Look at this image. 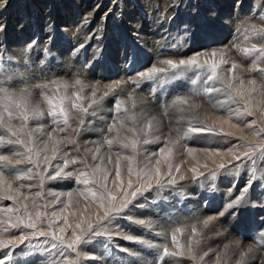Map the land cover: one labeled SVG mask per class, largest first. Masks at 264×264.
I'll use <instances>...</instances> for the list:
<instances>
[{
	"label": "snow or ice",
	"instance_id": "snow-or-ice-1",
	"mask_svg": "<svg viewBox=\"0 0 264 264\" xmlns=\"http://www.w3.org/2000/svg\"><path fill=\"white\" fill-rule=\"evenodd\" d=\"M254 39L264 40V28L252 25L241 34L242 43L247 44ZM237 50L249 60L250 69L259 74L261 83L255 77L245 80L237 72L240 66L217 50L178 61L165 60L163 67L153 66L140 76L154 82L153 90L156 87L167 90V86L174 82H180L178 86H188V94L177 96L172 102L178 117L176 123L187 120L184 130L173 129L177 133L175 139L170 133L164 136L160 131L161 120L155 115L134 111L137 107L134 97H128L133 111L129 110L124 99L118 98L108 109L113 112L112 118L99 129L104 134L100 140L91 142V147L85 148L84 155L79 154V135L90 130L92 121L89 118L97 116L104 98L115 92V86L98 95L101 92L98 84H87L80 78L68 81L45 77L39 82H30L31 78L19 70L11 57L0 60V249H7L0 255V264H84L89 259L85 255L87 247L93 242L96 247L104 248L105 254L112 255L111 264H143L142 261H129L127 257L114 253L111 245L113 233L109 226L118 218L131 220L129 207L134 210L142 203L139 198L146 199L145 194L153 187L161 191L177 182L174 173L180 172V166L177 163L173 167L171 160L179 141L185 142L184 148L195 159L193 154L197 151L207 153L209 158L220 153L217 149L189 147L188 141L194 134L233 137L234 133L224 130V125H229L231 128H250L253 137L264 138V128L254 127L257 121L246 119L257 114L264 119V47L252 44L251 47L237 46ZM228 64L230 67H225ZM197 97H202L210 107L221 113L218 121L207 123L200 119L203 105L197 102ZM165 115H168L167 109ZM45 120L47 123H43ZM161 140L164 141L163 146L153 150L151 156L137 161L143 145L160 143ZM69 144L75 146L73 151L78 153L77 156L72 157L66 150ZM227 153L240 161L229 168V172L237 177L244 164H248L240 194L227 205L228 208H238L254 181L260 180L257 189L264 188V168L258 170L256 164L257 159L264 162V143H236L227 149ZM88 154H91L90 160ZM152 156L157 158L153 160ZM122 160L127 161L129 179L126 185L121 178ZM161 161L167 167L166 173L162 172ZM113 163L114 171L107 167ZM70 165L76 167L65 171ZM204 167L207 168V164ZM217 167L223 171L227 165L219 163ZM191 171L195 178L204 175L196 168ZM219 174L212 171L210 178L215 181ZM73 176L77 185L84 186L77 188V194L87 199V204L81 206L71 191H45L49 181ZM109 176H113L111 181ZM131 177H135V182ZM179 179L185 177L181 175ZM25 181H35V184H26ZM32 187L39 190L32 193ZM25 188L27 192L22 191ZM4 201H10L11 206L5 205ZM49 205L59 207L49 212ZM92 205L100 209L102 215L95 210L89 211ZM214 219L203 220V226L206 228ZM135 223L150 231L154 227L144 220H136ZM184 231L176 227L170 234L163 229L155 233L165 241L170 236L176 251H170L167 243L159 246L137 240L133 235H123V239L142 247L158 249L154 254L157 264H165V261L166 264H184L185 261L189 264H209L205 260L208 252L202 249V231L193 224L188 237L181 242L177 234L183 236ZM257 237L255 243L264 253V229L257 233ZM16 249L19 251L16 252ZM121 250L128 252L129 256L138 255L126 248ZM237 252L239 258L234 260ZM251 252L252 248L244 251L236 241L216 253L211 264H245V258L254 259L249 256ZM14 253L16 257L30 256L31 259H13ZM257 264H264V259H257Z\"/></svg>",
	"mask_w": 264,
	"mask_h": 264
},
{
	"label": "bare ground",
	"instance_id": "bare-ground-1",
	"mask_svg": "<svg viewBox=\"0 0 264 264\" xmlns=\"http://www.w3.org/2000/svg\"><path fill=\"white\" fill-rule=\"evenodd\" d=\"M231 4L235 9L240 11L241 14H248L246 13V8L250 4V0H198L197 3L192 0H3V2L0 3V60H7L8 57H11L12 61L18 65L19 70L23 72L26 77H30L32 82H39L40 78L42 79L45 77L48 79L62 78L68 81L80 78L87 84H98L101 89V92L98 93V95L103 91H107L109 87L112 86H115V92L118 88L124 90V92L126 91V94H119L120 92L110 93L104 98L100 110L97 112V116L95 118H89L92 121L90 130L80 133L78 138L79 144L88 142L87 144L91 147V142L100 140L104 133L99 129L103 128L104 124L113 116V112L108 109L113 107L112 100L115 96L116 99H124L126 101V106L130 111H133L131 107L132 101L128 100V97H134L137 105L134 111H143L155 115L162 121L160 127L161 133H163L164 136H168L170 133L171 137L175 139L177 138V133L176 131H173V129L179 128L182 132L184 130L183 125L187 123V120L181 121L180 124H177V114H175L172 104L168 105L167 102H163L165 101L163 96V101L157 97L158 102L151 100L153 102L150 103L146 98L155 99L158 93L153 90L154 82L142 79L140 74L146 72L153 66L163 67L164 65L162 62L165 60L171 59L178 61L180 59L192 57L196 54L203 55L205 53V51L203 52V47H211V49H215V46L220 47L219 45H221L222 47L218 51L223 52L226 58H230V60L236 62L240 66L237 69L239 75L247 80L245 77V72L248 71L247 68L240 64V60L228 50L225 44L228 43L227 34L230 30L229 26L235 24L241 28H248L251 25L240 18V13H233L232 15L233 7H230ZM195 5H197L196 8L194 7ZM166 8L168 11H165ZM177 9L179 10L177 11ZM180 9L182 10L180 11ZM215 9L218 10L214 11ZM183 10H186L188 13H185ZM195 10H198L199 13H196L197 11ZM197 29H200V31H197L198 34L195 35ZM173 41L174 45L172 44ZM175 43L177 45H175ZM240 44L242 43L236 42L234 47L237 48V46H239L241 48ZM83 61L86 63H82ZM97 61L106 62V65L103 64L104 68L101 66L100 71L99 65L101 64H95ZM50 62L53 64V67L51 68L49 67ZM84 64H86V69L90 71L89 74L92 73L94 75V73H100L99 75L104 79H101L99 76L98 79L100 82H96V80L92 81L91 79H85V77L82 78L80 70H83ZM130 66L133 68V73L126 74ZM94 68L96 70L92 71ZM127 83L134 86L136 84H141L144 90L142 89V91H138L136 88H133L132 90L130 87L133 86L127 87ZM170 85L167 86L166 92H173L178 89L183 91H185L184 89L188 90L186 84L178 86L180 85V82H174ZM160 92L163 94V89H160L159 93ZM187 94L188 92L186 95ZM177 95L178 94H175V97H177ZM179 95L182 94L179 93ZM196 100L203 105V108L200 111H202L204 115L205 113H208L212 115L215 121H218L220 112L210 107L202 97H197ZM155 105L159 106L156 107ZM165 109H167L168 115H165ZM43 123H47V120L43 121ZM225 127H227L229 131L242 135V128H231L229 125H225ZM60 135L64 134L61 133ZM246 138L251 142H261L260 139H257L256 137L252 138L249 134ZM146 146L148 145H144L142 148ZM72 147L73 145L69 144L66 150L71 153L72 157H75L78 153L73 151ZM88 158L90 160L91 154H88ZM200 159L203 163H201L202 165L210 164V161L208 162L207 159ZM223 160L222 163L225 164L230 161H235L232 157H227V159ZM113 161H115L114 155ZM121 162L124 164V160ZM53 163H55V161H53ZM201 164L199 167H201L203 171L207 170L208 167L205 168L204 166H201ZM21 167L24 166L22 165ZM73 167L76 166L70 165L65 171L72 170ZM107 167L114 171V163L107 165ZM126 167L127 166L124 165V173H122L121 176L125 185L129 179L126 173ZM212 171L214 170L209 169V171H205L206 178L210 177V172ZM224 171L226 170L224 169ZM163 172L166 173L167 171ZM219 173L221 174V171H219ZM174 174L179 181H181L179 179L181 175H183L185 179H183L180 184L175 186L168 185L161 191H158L153 187L152 191L148 192L150 198H153V200L146 201L149 204L141 200L142 203H139L134 210L131 209V228L128 234L126 229L123 231L124 228L117 227V222L114 224L115 229L113 228L114 226L112 228L115 230V233L113 235H115L123 244L120 246L119 242L118 246L120 247H115L114 251H116V254L121 257H127L130 261L134 260V256H129L128 252L122 251L121 248H126L136 253H138L139 249H148L134 241L123 239V235H133L137 240H145L156 245H163L166 241L163 237L156 236L155 233L156 231L163 229L170 234L174 229L173 225L176 219L186 223L185 226H180L183 229L184 227H188V229H184V233L189 234L191 226L195 224L197 228L202 231L204 237L203 241L209 239V242L205 243L207 246L204 249L202 248L203 250L212 248L211 251L213 250V253L222 252L224 246L220 245L224 243L225 245H234V242L236 241H239L240 248L242 245L244 246L243 242L240 241L241 238L232 239L230 237L232 234L229 236L228 233L220 230V227H218L215 220H211L209 225L205 228L202 221L208 219L210 216L207 217V213H204L203 211L199 210L200 212H198L194 207L196 203L194 206H192L193 204L190 205L193 208L191 214H183L181 213L182 211L179 212L178 209L174 207V204L177 203L172 202L171 195L174 196L177 194L180 197L179 193H175L176 186L181 187V190L186 189L184 187H189L190 185L187 184V182L194 176L190 169H180L179 173ZM112 179L113 176H109V181ZM131 179L135 182V177H131ZM60 181H49L46 184L45 191L65 193L60 191V188H63V183ZM25 183L35 184V181H25ZM117 183L119 184L120 182ZM216 184L220 189L224 190L221 192L224 194V197L230 199L229 194H231L233 190L230 189L232 192L229 191L228 186L222 187V185L225 184L224 181L221 183V180H219ZM233 186L234 184H231L230 187L234 188L235 186ZM77 187L82 188L84 186L77 185ZM241 187L242 186L238 187L239 192L237 193L234 189L236 193L234 197H237L240 194ZM38 190L39 189L36 187L31 188L32 193ZM254 190L257 191V189ZM22 191L27 192L28 189L25 188L22 189ZM262 191L264 190L262 189ZM261 193L262 194L258 196L256 202L252 199L254 196L251 195H246L244 201L250 200L249 202L256 204L252 203L253 205L257 206V204H259L261 207L264 205V193ZM162 194H164L165 198ZM191 195H195V197H191ZM230 197L232 198V196ZM162 198H164L168 207H170V212L168 214H165L163 209H153L155 204L156 206L158 205V201L156 200H161ZM180 198H184V201L190 200L191 202L193 198L199 200L200 196L186 191V194ZM48 199L50 200L52 197H48ZM174 200L176 199L174 198ZM79 201L81 206L88 203L81 201V199ZM197 205L199 204L197 203ZM54 207L58 208L59 205H49V212L52 211ZM262 207L263 210L261 212L259 211V214H253V217L259 222L252 224L253 227L251 228V231L255 237L254 239L251 238L253 239L252 243L249 244L248 248L244 249V251H247L249 248H252L253 252L249 253V256L254 257V259L249 260L248 258H245V264H257V259H264V253H261L259 246L255 243V240L258 239L257 233L261 229H264V206ZM240 209L241 207L239 210ZM92 210L100 212L102 215V211L96 208L95 205L90 207L89 211ZM189 212L190 210H188V213ZM153 213L160 218V220H157V225L154 224L157 221L154 222L150 216ZM248 218L250 219V215ZM70 219L72 218L70 217ZM136 220H144L145 223L153 225V230L150 231L145 229L143 226L135 223ZM168 220L172 221L171 224ZM239 220L240 219H236L238 222ZM122 222H124V220H122ZM218 224H220V222ZM236 228L238 229V226H236ZM211 234L212 236L210 237ZM160 240H162L161 243ZM218 244L219 246H217ZM154 249L151 250L152 253L155 251ZM85 255L89 257V259L97 257L93 256L95 254L88 252H85ZM209 257L210 254L205 257V260H209ZM100 258H95V260H98L96 264H103V259ZM233 258H239L238 252ZM111 262L112 261L109 259H106L104 264H111ZM185 263L186 261L184 264ZM148 264L152 263L149 262Z\"/></svg>",
	"mask_w": 264,
	"mask_h": 264
},
{
	"label": "rangeland",
	"instance_id": "rangeland-1",
	"mask_svg": "<svg viewBox=\"0 0 264 264\" xmlns=\"http://www.w3.org/2000/svg\"><path fill=\"white\" fill-rule=\"evenodd\" d=\"M193 2L197 3L198 0H192ZM233 1V0H232ZM195 8L197 7V5L194 6ZM230 7H233L232 9V15L233 13H240V11H238L237 9H235L234 6H231ZM135 8V6H134ZM219 9V8H218ZM218 9H215L214 11H217ZM179 9H177L178 11ZM182 9H180L181 11ZM165 11H168L167 8L165 9ZM185 13H188L186 10H183ZM197 11L196 13H199L198 10H195ZM246 13L248 14H239L240 15V18L249 23L251 26L252 25H255L256 28H264V0H250V4L247 6L246 8ZM262 19V20H261ZM195 21V20H194ZM230 27V30L227 34V39H228V43L225 44L228 48V50L230 52H232L238 60H240V64L243 66V67H246L248 71L245 72V77L247 79L249 78H257V81L258 83H261L262 81L260 80L259 78V74L256 72V71H253L250 69L249 67V60L246 59L244 56L240 55L237 48L234 47L235 43L236 42H239V43H242L241 42V34L243 33V31L247 28V27H239L235 24L229 26ZM195 31V30H194ZM197 31H200V29H197L195 31V35H197ZM202 34V33H201ZM199 38V36H198ZM196 40V39H194ZM68 44V43H67ZM172 44L174 45V41L172 42ZM252 44H256L258 47H264V40H260V39H254V40H250L247 44L245 43H242L240 44L241 48L243 47H251ZM66 45V44H65ZM175 45H177L175 43ZM220 47H217L215 46V49H211V47H203V52L205 51V53L211 51V50H220L221 49V45H219ZM206 48V49H204ZM230 62L232 60H230V58H227ZM75 60V59H74ZM85 61H83L82 63H84ZM86 63V62H85ZM95 64H101L99 65V71L101 69V66H103V64L106 65V62H100V61H97V63ZM230 64L228 65H225V67H230L229 66ZM50 68L53 67V64L52 62H50ZM104 68V66H103ZM96 69L94 68V70L92 71H95ZM82 71V72H81ZM86 72V73H85ZM90 71H88L86 69V64H84V67H83V70L81 69L80 70V75L81 77H85V79H91L92 81L96 80V82L99 81V76L101 79H104L101 75H99L98 73H94V75L92 73L89 74ZM238 72V70H237ZM130 73H133V68L132 66H130L126 72V74H130ZM92 76V77H91ZM95 76V77H94ZM244 76V74H243ZM80 77V76H79ZM41 80V78H40ZM32 82V81H31ZM100 82V81H99ZM102 83V82H101ZM122 84V83H120ZM128 85H126L127 87L128 86H133V87H130L132 90L133 88H136L138 91H142L143 89V86L140 84H136L135 86L134 85H129V83H127ZM171 86V85H170ZM158 88V89H157ZM173 88V87H171ZM160 89H163L161 87H156L154 92L158 93L157 96H156V100L155 99H150V98H146L148 101L151 102H158L157 101V97H159V99L161 101H163L165 98V101L163 102H167L168 105L169 104H172V99L174 100V97H175V94H178L177 96H180V94H184L186 95V93L188 92V90L184 89L185 91L181 90V89H178L176 91H169V92H166L165 89H163V94H161V92L159 93ZM174 89V88H173ZM118 90V91H117ZM144 90V89H143ZM181 90V91H180ZM158 91V92H157ZM179 91V92H178ZM120 92V93H119ZM185 92V93H184ZM115 93H119V94H126V91L124 92V90H121L120 88L116 89V92ZM148 95V94H147ZM165 95V96H164ZM174 95V96H173ZM142 97H144L143 95H141ZM163 96V98H162ZM173 96V97H172ZM116 100V96L114 97V99L112 100V102L114 103V101ZM153 100V101H151ZM170 100V101H169ZM172 101V102H171ZM156 107H158L159 105H155ZM167 108V106H166ZM219 115H221V113H219ZM199 116H200V119L207 122V123H211L213 121H215L212 117V115L208 114V113H204L202 111L199 112ZM169 117V116H168ZM247 120L251 121V120H256L257 121V124L254 125V127H258V128H264V119H260L259 118V115H254L252 117H247L246 118ZM243 123V122H242ZM105 125V124H104ZM240 128L241 131H242V135L241 134H238V133H235V132H232V131H229V129H227V127H225L224 125V130L226 132H232L234 133V136L233 137H217V136H212L211 134H208V133H199V134H194L193 138L191 140L188 141V146L189 147H192V148H195V149H205V148H208V149H217L219 151V155H216L214 158H209L208 157V154L203 152V151H197L195 152L193 155L196 157L195 159H192V156H190L186 149L184 148V141L183 140H180L179 143L176 145L175 149H174V156L171 160V163L174 164L173 167L179 163V166H180V169L182 170H188V169H192V168H196L199 172H202L204 173L203 176L199 177V178H195V175L193 177H191V179L187 182V184H190L189 187H184L186 189H183L181 190V187L179 186H176V189H175V193H179L180 197L184 196L186 194V191H188L189 193L191 194H197L198 196H200L199 200H196L195 198H193V200H185L184 201V198H180L177 194L172 196L171 195V199H172V202H175L177 204H174V207H176L178 209L179 212L183 213V214H191V211H193V208L192 206H194L195 204V208L198 212L200 211H203L204 213H207V217L210 216V217H214L215 216V222L217 223L218 227H220V230H223L224 232L228 233V235L230 236V234H232L230 237L232 239H238V238H241L240 241L243 242L244 246L242 245L241 249H245V248H248L249 244L252 243L253 239H254V234L252 233L251 231V228L253 227L252 224H255V223H258L259 221H257L255 219V217H253V214H259L262 210H263V207L259 204H257V206H255L256 204L253 203V202H249L250 200H246V201H243L240 206L238 207V209H236L237 207H234L233 208H228L227 205L233 201L236 197H234V195L239 192L238 191V187L239 186H244L245 184V177H246V174L248 172V164L245 163L244 164V168L243 170L240 172V175L237 177L236 175L232 174L229 172V168H232V167H235L238 163H240V161H230L228 163H226L227 167L225 168L226 171H221L218 169V164L219 163H222V161H224L223 159H227V157H232L230 154L227 153V149L229 147H231V145L233 144H236V143H240V142H246V143H251V144H261V143H264V138H261V137H256L257 139H260L261 142L259 141H249V139H247L246 137L249 135H251V132L249 131H252V129L250 128H245L243 126H241ZM237 129V128H236ZM249 129V130H248ZM244 132V133H243ZM246 132V133H245ZM248 133V134H247ZM246 134V135H244ZM252 138H254L252 135H251ZM258 142V143H257ZM88 142L86 143H81L79 144V147H80V155H84V150L85 148L87 147H90V145L87 144ZM163 143L164 141L161 140L160 143H150V144H147L148 146L142 148L141 150V154L140 156L137 157V161H141L143 159V157H146V156H151V153L153 152V150H156L158 149L159 147L163 146ZM144 146V145H143ZM142 146V147H143ZM75 146L72 147V149L74 148ZM201 154V155H200ZM258 155V154H257ZM203 156V157H202ZM219 156V158H218ZM226 156V157H224ZM153 160H155L157 157L155 156H152L151 157ZM200 158H205V160L207 159V161L209 162L210 161V164H208V168L207 170L209 171V169H213L214 171H221V176L218 175L217 176V179L215 181H213L210 177H207L206 178V172L207 170L203 171L201 169V167H199V165L202 163L201 159ZM213 159H215V163H213ZM222 159V160H221ZM243 159V158H242ZM177 161V162H176ZM200 163V164H199ZM203 164V163H202ZM201 166H204L202 165ZM216 164V165H215ZM231 164V165H229ZM256 164H257V168L258 170L261 169V168H264V162H262L261 160L257 159L256 161ZM121 171L122 173H124V170H123V167L124 165L127 166V161H124V164L123 162H121ZM161 165H162V172L163 171H167V167L164 165V162L161 161ZM212 165V166H211ZM210 166V167H209ZM214 166V167H213ZM216 167V168H215ZM204 168V167H203ZM66 170V169H65ZM70 171V170H69ZM194 174V173H193ZM258 175H259V171H258ZM205 176V177H204ZM230 177V178H228ZM203 178V179H202ZM228 179V180H227ZM221 180V183L222 181L225 182L223 186H228L229 187V191H231L230 189L233 190V192L231 194H229L230 196H232V198L229 196L230 199H227L226 197H224V194L221 193L223 192L224 190L220 189L218 186H217V182ZM56 181H60V179L58 178ZM182 181V180H181ZM179 180H177V182L173 185H177V184H180ZM187 181V180H186ZM62 184V187L63 188H60V191H63V192H73L74 194V199H81V201H85V202H88L87 199L81 197L79 198L78 194H77V184H76V178L75 176H73L72 178H69V179H65V180H62L60 181ZM233 182V183H232ZM260 182L259 179H257L256 181L253 182L251 188H249L250 191H248V195H251V196H254L252 197V199H254V201L256 202L257 201V198L260 194H262L261 192L264 193V191H262V189L264 190V188H260L259 190L256 188V185ZM231 184H234V188L230 187ZM184 185V184H183ZM181 185V186H183ZM76 186V187H75ZM238 186V187H237ZM191 187V188H190ZM241 187V188H242ZM255 187V188H254ZM192 189V191H191ZM234 189L236 190V193L234 191ZM254 189H257L254 190ZM197 190V191H196ZM221 190V191H220ZM168 192V191H167ZM252 192V194H251ZM259 192V193H258ZM255 194V195H254ZM146 196V199L144 197H140L141 199L140 200H143L144 202L146 201H152L153 198H150V195L149 193H146L145 194ZM162 196H164V194H162ZM193 195H191L192 197ZM190 197V198H191ZM195 197V195L193 196ZM234 197V198H233ZM165 198V196H164ZM164 198H162L160 201L157 199L156 201H158V205L153 207L156 208L157 210H162L164 211L165 214H168L170 212V207H168L167 205V202L164 200ZM168 198V197H166ZM174 198L176 200H174ZM178 198V199H177ZM231 200V201H230ZM177 201V202H176ZM202 201V202H201ZM166 202V203H165ZM179 202V203H178ZM183 202V203H182ZM189 202V203H188ZM249 202V203H248ZM5 205H9L11 206V202L10 201H4L3 202ZM147 204H149L148 202H146ZM162 205H161V204ZM165 203V204H164ZM181 203V204H180ZM185 203V204H184ZM191 203V204H190ZM197 203L199 205H197ZM246 203V204H245ZM255 205H253V204ZM154 204V203H153ZM184 204V205H183ZM193 204V205H192ZM250 206H249V205ZM180 205V206H179ZM187 205V206H186ZM189 205V206H188ZM192 205V206H190ZM247 205V206H246ZM259 205V206H258ZM152 206V205H150ZM173 206V205H172ZM179 206V207H178ZM201 206V207H200ZM253 206V207H251ZM185 209H184V208ZM198 207V208H197ZM241 207V211L239 210V208ZM256 207V208H255ZM259 207V208H257ZM184 209V210H183ZM257 209V210H256ZM166 210V211H165ZM168 210V211H167ZM186 210V211H185ZM188 210H190V212L188 213ZM200 210V211H199ZM234 210V211H233ZM243 210V211H242ZM49 211V210H48ZM128 211H130L132 213V210H131V207H129ZM260 211V212H259ZM136 212V210H135ZM233 212H235L236 214L233 215ZM210 213V214H209ZM221 213H223L221 215ZM240 213V214H239ZM101 214V213H100ZM245 214V215H244ZM246 215H250V219L248 218V216ZM153 219L154 222H156L157 220H160V218L155 215V213H153L152 215H150ZM186 216V215H184ZM158 217V218H157ZM188 217V216H187ZM157 218V219H156ZM156 219V220H155ZM236 219H240L239 222L236 221ZM242 219V220H241ZM254 219V220H253ZM121 220V221H120ZM122 220H124V222H122ZM120 221V222H119ZM231 221V222H230ZM242 221V222H241ZM245 221V222H244ZM114 222V223H113ZM111 223V226L110 227V230L112 231L113 228L115 229V226L114 224L117 222L118 226L117 227H121V228H124L123 231L126 229L127 231V234L130 232V220L128 219H119L118 220H115ZM122 222V223H121ZM168 222L171 224L172 221L168 220ZM220 222V224H218ZM262 222V221H261ZM223 223V224H222ZM155 225L158 224V221L156 223H154ZM185 222H182L180 221L179 219H176L174 225H173V228H176V227H180L181 225H184L185 226ZM248 224V225H247ZM223 227H221V226ZM243 225V226H242ZM114 226V227H113ZM236 226H238V229L236 228ZM113 227V228H112ZM242 227V228H241ZM249 228V229H248ZM184 229H188V227H184ZM114 231V232H113ZM112 233L114 234L115 233V230H113ZM240 231V232H239ZM249 231V232H248ZM250 231H251V234H250ZM244 233V234H243ZM216 234V233H215ZM180 234L178 233L177 236H178V239L181 241V242H184L186 240V236L188 237L189 234L187 233H184V236H179ZM115 235L112 236V241H111V245L113 247V250H115V247L119 244V240L117 239V237L115 238L114 237ZM212 236V234L210 235V237ZM185 237V238H184ZM253 238V239H251ZM162 242V240H160V243ZM209 242V239H206L205 241H203V244H202V248L204 249L207 245L205 243H208ZM168 244L169 246V250L170 251H176V248H174L171 244V241H170V238L165 242ZM120 246H122L123 244L120 242L119 244ZM159 246H162L159 245ZM219 246V244L217 245ZM220 246H225V243L220 245ZM22 247V246H21ZM212 248H209V249H206L204 251H207L208 254H210V257H209V260L207 259V261L209 262V264H211V262L214 260L215 256H216V253H213L211 251ZM148 250V251H147ZM147 250H142V249H139L138 250V255L134 256V260H137V261H142L144 262V264H148L149 262H151L153 264L157 263L156 262V259H155V256L153 255L154 253H157L158 252V249H154L155 251L152 253L151 250L153 249H147ZM7 249H0V255H2L4 252H6ZM19 249H16V252H18ZM100 251V252H99ZM86 252L88 253H92V254H95L93 256H97V257H94V259H86L84 261V264H96V262L98 260H95L96 259H103V264L105 263L106 259H109L110 261H112V255H107L105 254L106 253V250L103 248H99V247H96L95 246V242H93L92 244H89L88 247H87V250ZM210 252V253H209ZM114 253L116 254V251H114ZM100 255V256H99ZM143 255V256H142ZM151 257V258H149ZM105 258V259H104ZM142 258V259H141ZM13 259H19V260H28V259H31L30 256H20V257H16L15 253L13 254ZM151 259V260H150ZM234 260L236 258H233ZM144 260V261H143ZM155 260V261H154ZM109 262V261H108ZM10 264V262H9ZM165 264H166V261H165ZM185 264H189V262L186 261Z\"/></svg>",
	"mask_w": 264,
	"mask_h": 264
}]
</instances>
